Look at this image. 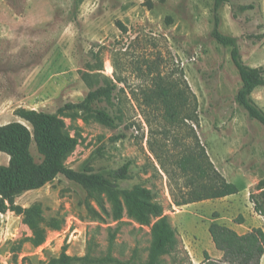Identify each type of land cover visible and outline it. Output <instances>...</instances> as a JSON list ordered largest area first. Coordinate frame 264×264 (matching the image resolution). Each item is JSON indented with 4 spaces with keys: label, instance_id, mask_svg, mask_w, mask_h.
Masks as SVG:
<instances>
[{
    "label": "rangeland",
    "instance_id": "1",
    "mask_svg": "<svg viewBox=\"0 0 264 264\" xmlns=\"http://www.w3.org/2000/svg\"><path fill=\"white\" fill-rule=\"evenodd\" d=\"M217 3L0 0V126L26 127L38 162L28 113L55 117L60 134L71 141L63 173L7 201L0 212V264H47L64 253L146 264L151 226L162 217H154L151 226L127 215L118 222L104 188L68 175H109L128 163L121 188L152 190L180 242L163 264H203L199 260L210 251L207 225L219 205L178 207L174 200L191 192L176 162L197 143L193 136L217 171L241 191V211L248 196L261 193L264 179V126L236 102L242 81L232 47L213 36L218 16L220 31L236 40L244 64L264 67V0H219L218 11ZM158 75L187 90L193 121L173 126L160 111L146 115L144 92ZM107 84L118 86L110 102L88 99L91 89ZM252 97L264 110V87ZM93 108L120 116L118 127L89 117ZM9 160L0 153V165ZM219 211L225 220H241L239 211Z\"/></svg>",
    "mask_w": 264,
    "mask_h": 264
},
{
    "label": "trees",
    "instance_id": "2",
    "mask_svg": "<svg viewBox=\"0 0 264 264\" xmlns=\"http://www.w3.org/2000/svg\"><path fill=\"white\" fill-rule=\"evenodd\" d=\"M220 6L218 0L217 11ZM220 25L221 20L217 16L213 36L220 44L232 47V60L242 81L236 102L246 110L251 119L259 121L264 126V110L252 98L256 89L264 87V67L252 68L245 65L236 40L224 35L219 29ZM87 77H90L89 74H85V79H88ZM116 90L117 84L91 89L88 99L94 102L106 99L110 102ZM144 106L148 117L153 116V112L160 111L169 125L177 126L181 122L194 120V105L187 90L180 88L166 75L156 76L152 86L145 90ZM88 114L96 122L111 128H117L121 121L120 116H114L102 108H93ZM25 118L33 125L42 162H38L31 153L33 139L26 127L18 123L0 126V152L10 157L8 165H0V212L7 208V201L13 202L14 198L22 193L42 188L63 173L62 157L71 147V141L60 134L55 117L46 113L31 112ZM193 139L197 141L195 146L186 147L187 151L181 154L176 162L183 178L186 177V186L191 192L183 193L182 196L176 194L174 196L176 206L183 207L238 194L239 188L217 171L198 137L194 135ZM161 164L165 166L164 163ZM130 168L131 164L128 163L109 175L78 173L68 175L86 185L104 188L108 193L114 218L118 222L127 215L142 226H151L154 217H162L151 226L153 242L146 264H163L164 257L173 255L180 242L168 219L163 217V206L154 201L152 190L145 187L121 188L120 181L128 178ZM258 190L261 193L258 196L251 195V202L255 205L256 213L264 217V179L259 182ZM237 223L241 224L242 218ZM209 232L216 248L223 253V258L216 261L206 254L204 264H261L264 257V229L255 228L240 235L225 225L213 223ZM47 264L131 263L123 262L111 255L93 258L90 255L77 257L64 253L51 259Z\"/></svg>",
    "mask_w": 264,
    "mask_h": 264
},
{
    "label": "crops",
    "instance_id": "3",
    "mask_svg": "<svg viewBox=\"0 0 264 264\" xmlns=\"http://www.w3.org/2000/svg\"><path fill=\"white\" fill-rule=\"evenodd\" d=\"M259 89L260 88L256 89L255 91H257ZM255 91L253 92V94L255 93ZM240 193H241V191L236 195H232V196H229V197H226L223 199H216V200H210L209 201V203H212V205H215V204L219 205L218 207H215L216 209H218L219 214L216 217L213 216V219H211L210 224L207 225V230H209L210 226L213 223H219L221 225H225V226L235 230L240 235H244V234L252 231L255 228L264 229V217L259 215L258 213H256L255 205L251 202V200L249 198L250 196H248V203L243 204L246 212L241 211V205L239 204L240 201L238 199ZM204 203H205V201H204ZM195 205L196 206L201 205V203H195V204H191V205L184 206V207H193ZM219 209L222 212L228 211V210L239 211L241 213L240 215H242V217H241L242 223L238 224V223L234 222L233 219L231 221L225 220L223 218L222 213H220ZM211 238H212V236H211ZM211 238L210 237L208 238V243L210 246L209 256L213 260L220 261L223 258V253L216 248V246H215L214 242H212L213 240H211ZM199 261H200V263L204 264L205 263L204 261H206V259L201 258ZM261 264H264V257L262 259Z\"/></svg>",
    "mask_w": 264,
    "mask_h": 264
}]
</instances>
